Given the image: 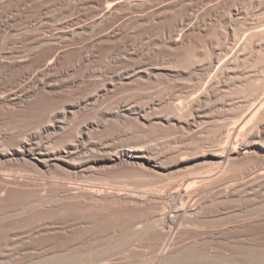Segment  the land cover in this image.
Returning a JSON list of instances; mask_svg holds the SVG:
<instances>
[{
	"label": "bare ground",
	"instance_id": "6f19581e",
	"mask_svg": "<svg viewBox=\"0 0 264 264\" xmlns=\"http://www.w3.org/2000/svg\"><path fill=\"white\" fill-rule=\"evenodd\" d=\"M30 1L40 2L39 5L36 4H42L40 9H43L50 0H0V12L7 10L12 4H26ZM55 3L53 1L54 5L57 4ZM73 3L71 6L80 7L78 9L86 8L85 13L81 11V14H86L87 10L88 13L83 19L70 16L74 19L70 22L66 18L68 22L56 30H61L58 37L66 36L69 40L80 34L92 36V41L82 46L85 48H75L72 45L78 41L73 43L72 40V45L70 42L63 45L58 42V46H52L50 42L52 47L49 45L47 48H0V210L7 208L5 200L12 199L13 193L26 192V195H14L15 198H21L16 202L22 213L30 210V214H36L31 211H46L48 208L51 211L52 207L67 203L88 211V219L91 217L90 211L99 210L103 215L106 214V218H114L116 211H120L118 216L123 214L120 217H127L126 226L131 229L126 228L125 233L135 229L136 233L142 234L136 231L140 227L136 226L132 215L143 214L147 221L155 222L159 211L164 209L170 199L191 196L190 201L176 209V218L183 208L192 213L200 210L203 214L201 209L207 200L216 201L219 197H229L244 188L246 191L251 185L264 184V160L261 163L255 161L257 166L255 163L254 167L252 164L243 165L232 172L236 168L234 162L233 168L232 165L230 168L234 175H228L232 161L240 159L244 162L247 160V153L254 156L259 153L256 149L264 151V0H74ZM61 4L60 6L63 5ZM69 4L62 9H71ZM33 5L32 7L37 6ZM53 9L50 10H56ZM52 11L51 15L56 13ZM47 12L44 15L46 18L50 15ZM37 13L39 12L33 15ZM53 17L51 18L57 16ZM146 26H150L151 30L159 26L160 29H157L163 31L158 34V37L162 34L164 37L156 44V48H105L111 44L115 47L125 44L124 41L132 35L129 32L131 28L147 29ZM151 30L149 28V32L147 29L143 33L148 34ZM134 36L136 38L135 34ZM140 36L141 34L138 37ZM148 36L150 37L149 34ZM53 37H42L39 42L52 41ZM156 37L157 34L154 38ZM83 38L85 37L82 36ZM116 53L118 55L114 56ZM111 60L114 63L111 64ZM102 62L110 64L104 65ZM163 83L165 84L159 88ZM148 87L150 91H147ZM134 90L136 95L129 93ZM136 90L141 93L137 94ZM119 129L125 130L121 132ZM177 129L183 133L181 136L177 132L181 137L174 135L175 140L172 135ZM117 130L118 135L121 132L128 136L129 131L134 132L133 135L137 137L135 141H139L138 137H142L144 133L147 141L144 139V142L142 137L141 143H116L112 133ZM167 132L174 139V147L170 146L172 150L168 148L165 153L173 151L179 155L178 150L184 151L191 146H196L199 151L200 148L209 149L205 146L212 147L211 144L217 147L213 151L209 149L207 153L199 152L202 155L195 152L194 157L189 154L186 156L190 150H186L184 155L183 151H179L181 156L168 163L166 157L169 153L162 152L165 157L159 152V148L168 143L165 141L171 140ZM162 133H167L169 139ZM160 138L165 140L159 141ZM249 147L254 149L247 150L246 159H238L241 149ZM176 155L171 154L169 159ZM201 163L202 166L204 163H209L210 166L217 163L218 167L214 169L217 172L209 171V174L172 182L171 190L174 189V195L167 196L165 190L157 188L140 191L108 188L111 184L120 183V179H125L128 170L141 171L137 173L138 176L141 173L142 176H152L149 178L151 181L153 177L163 178L191 166L193 171L197 168L193 166H201ZM121 171L127 172L122 175L119 174ZM92 175L96 177L94 180H101V183L91 181L94 183L78 185L71 182L73 179L89 178ZM97 175L101 177L98 178ZM118 175L122 178L120 176L118 179ZM93 176L90 178L93 179ZM129 178L126 177L127 180ZM219 178L224 180L212 185V180ZM210 181L212 182L209 183ZM191 187L194 189H190ZM27 193L31 196L28 197ZM24 196L29 199L22 200ZM15 204L8 205V209L14 205V209L10 210H16ZM65 206L60 207L63 212H67ZM207 207L204 209L207 210ZM69 208L80 212L72 205ZM101 212L98 214L101 215ZM137 213L140 214L136 215ZM192 215L189 214L190 218ZM262 216L253 218L249 223L243 220L249 225L254 223L252 229L245 230L257 228L259 232H264V225L258 224L264 220ZM82 219L84 221V217ZM119 221L126 222H122L121 218ZM84 222H87L86 217ZM69 223L41 224L29 230V236L40 238L41 235H48L53 240L54 236H62L63 233L59 235V232L74 229L71 231L74 233L75 229L79 230L76 222ZM255 223L258 224L256 227ZM246 224L240 226L246 227ZM230 226L228 224V228ZM222 227L225 229V225ZM223 228L220 229L222 234L220 230L218 232L222 236L229 233L223 234ZM172 230V227L166 230L163 225L156 228V234H152L158 238L156 252L160 256V264L175 253L171 251L174 241ZM179 232L178 229L175 235ZM53 233V237L49 236ZM68 233L66 237L76 235ZM147 236L148 234L146 238Z\"/></svg>",
	"mask_w": 264,
	"mask_h": 264
},
{
	"label": "rangeland",
	"instance_id": "374dc122",
	"mask_svg": "<svg viewBox=\"0 0 264 264\" xmlns=\"http://www.w3.org/2000/svg\"><path fill=\"white\" fill-rule=\"evenodd\" d=\"M51 1L52 0H50L49 2H51ZM53 1H54V3L56 2L57 4L55 3L56 5H54ZM53 1L50 3L51 5L49 4V2H48V5H44L45 8L42 7L43 9H40L41 8L40 6H43L42 4L40 6H38L40 4V2L30 1L29 3H26L27 5L25 3L12 4L11 6H13V7L9 6V8H8L9 10L7 9V10L1 11L2 14H0V15H2V16H0V48H17V49L40 48V47L41 48L42 47L47 48L49 45H50V47L55 46L56 44H57L56 46H58L60 43H62V45H63L66 43L69 44V42H70V45H72L71 44L72 41H74L73 43H76L78 41L77 44L72 45L75 48H85L82 46H85L87 43L91 42L93 39L92 36L87 37L86 35L84 36L83 34H80L79 35L80 37L76 36L74 39L70 38V40H72V41H70L69 38L66 36L58 37V34L61 32V30H59V29L56 30V28H58V27L60 28L63 25H65V23L68 22V20L66 21V18L69 19V22L71 20L77 19L78 17H81V19H83L84 15H86L88 13V10H87L86 14H84L85 13L84 11H86V8L82 7L81 9H78L80 7H76L75 5H74L75 7H73V5L71 6V4L73 3L74 0L72 2H71V0H69L70 2H67V0H58V1L53 0ZM64 3H65V5H64ZM68 3H70L69 5L71 7L69 5L67 7H70L72 10L69 8H68L69 9L68 11H67V9H65V10L62 9V8H64L63 6H66V4H68ZM33 4L37 5L38 7L34 6ZM46 4H47V2H46ZM60 4L62 6H60ZM32 5L34 7L39 8V9L32 7ZM10 7H11V9H10ZM28 7H29V9H26ZM51 7L57 10L56 11L53 9L56 13L54 11L50 10V9H52ZM59 7L62 9V11L64 10L65 12H62V11L59 12V10H60ZM67 7H65V8H67ZM18 8L20 10H18ZM24 8L26 9L25 11L23 10ZM30 8H32V10ZM5 11H6V14H5ZM42 11H43V13H42ZM47 11H49V12H47ZM51 11L55 14L51 15V13H50ZM81 11H83L84 13L82 12V14H81ZM34 12L35 13L39 12V13H37L38 16H36L37 14L34 16L33 15V14H35ZM46 12L48 14L50 13V15H49L50 17L48 15H47L48 18L45 17ZM57 12H59V13H57ZM30 16L32 18H30ZM53 16L54 17L57 16V17L54 18ZM70 16H71V18H73L72 16H75V17H74V19H71ZM51 17H53L55 20L52 19ZM40 18H42V19L40 20ZM63 19H65L64 22H63ZM61 21H62V23L59 24L58 22H61ZM49 22L52 24H49ZM53 22H54V24H53ZM48 25H49V27H48ZM54 25H55V27H54ZM52 27H53V29H52ZM146 28L148 29V32H149V28L151 30L150 26H146ZM157 28L160 29L159 26ZM157 28L154 27L153 29H157ZM147 29H144V27H142V29L141 28L138 29V27L137 28L136 27L131 28L129 32H130V35L131 34L132 35L128 37L129 39L127 38L128 40L126 39L124 41L126 45L124 43L123 44L116 43V44H119L120 46L116 45V47H115L114 44H111L110 47L108 45V46H105V48H137V47L138 48H140V47L141 48H150V47L153 48L152 46H155V48H156V46H157L156 44H158L160 42V39L162 37H164L163 34L160 35V37H158L159 36L158 34L162 33L163 31L161 32V30L157 29L156 30L157 32H156L155 30L152 29L151 32L148 33L150 35V37H149L147 32L145 34L143 33V31L144 30L147 31ZM152 31H154V32H152ZM139 33L141 34V36H143V38L141 36H140V38L138 37L140 35ZM142 33H143V35H142ZM153 33H155V34L153 35ZM134 34L136 35L137 39L135 38ZM156 34H157V37L154 38V36H156ZM81 35L85 38L82 39ZM42 37H46V38L53 37V39H52V41L50 40L49 42L46 41L45 43L44 42L40 43L39 41ZM78 37H79V39H78ZM65 38H67L66 40L68 42L65 40ZM50 42H51L52 46H51ZM58 42H59V44H58ZM115 55H118V54L116 53V54H114V56ZM110 63L112 64L114 62L111 60ZM110 63L109 62H106V63L102 62V64H104V65L110 64ZM164 84L165 83H163L161 85L159 84L160 86H158V87L160 88ZM158 87L156 86L155 88H158ZM151 88H152V86H151ZM155 88H153V90H155ZM149 89H150V87L147 88V91ZM129 91H132V90H129ZM136 91H137V94L141 93L140 90H139L140 93H138V90H136ZM143 92H144V90H143ZM129 93H133L136 95L135 90L133 92H129ZM122 129H119V130L121 132H123L125 129L124 130H122ZM158 131H156V132H158ZM174 131H176V130H174ZM115 132L112 133V134H114L113 139L116 143H119V144L120 143L121 144L122 143H131V142L132 143H136V142L139 143L142 140L140 138L143 137V140L145 139L143 136L144 133L143 134L140 133V134H142V137H140L141 136L140 135L138 137L139 141H137V140L135 141L134 139L137 137L134 136L135 135L134 132L132 133L129 131L128 136L125 134H122L121 132L118 135V130L116 132L117 135ZM156 132H154V133H156ZM171 132L172 131H170V133ZM177 132L180 134L183 133L177 129L175 134L173 133V135H172V137H174L175 140H176V138L174 135H176V136L178 135L177 138L178 137L180 138L182 136V134L180 136V134H178ZM167 133H169V132H167ZM167 133H165L166 136L163 133L162 134L165 136V138L169 139V137H167V135H168ZM170 133L168 136H170V138H171L172 133L171 134ZM121 134H122V137H121ZM111 135H110V137H112ZM131 135H133V137ZM150 135H152V134H150ZM129 136H131V137L127 138ZM162 138H163V136H162ZM165 138L164 139L160 138L159 141L165 140ZM174 139L172 140V138H171V140L169 139V140L165 141V142H168L170 145H167L168 144L167 143L166 144L167 147H165L166 145L163 147H160L159 152H161V154H163V153H165V150H167L168 148L171 151L172 147H170V146L174 147ZM145 140L147 141V139H145ZM145 140H144V142H145ZM211 145H212V147L211 146L209 147V145H207V146H205V148L208 147L209 149H211L213 151L214 150L213 148L217 147L215 144H211ZM213 145H215V146H213ZM191 147L193 148V150H191L192 149ZM191 147L189 149H185L184 151L178 150L179 155H176L177 152L172 151V153L166 152V153H169L167 155L168 157H166L164 154H163V156L168 158V163H169V161L171 163L175 160L174 158H176L177 156H181L179 151H181V153L183 151V155H184V152H187L186 150H190L189 152L186 153L187 154L186 156L190 155V157L196 156L197 153H198V155H202L203 153L209 152L208 151L209 149L204 150V148H200L201 151H199L198 148L197 149L195 148L196 146H191ZM251 149H254V148L249 147V148L241 149L237 158L238 159L239 158L244 159L246 156V153L248 152L247 150L251 151ZM195 150H197L198 152ZM256 150L259 152L258 154H260V155L254 154V156H253L252 154L247 153V156H248V157L246 156L247 160H245L243 162L242 160L239 159V161L242 162V165H241V162H239L237 160L232 161L233 163L232 162H231L232 164L230 163L229 171H230L231 165L233 168V165L235 164L234 162H236V164H235L236 168H233V170L231 169L232 172H235L236 171L235 169L242 168L241 166H243V165L247 166V165L252 164L254 167V165L257 163L255 161H259V163H261L260 161L264 160V151L260 150V149H256ZM195 152H196V154H194ZM199 152L202 154H200ZM171 154L176 155L175 157L173 156V159H171L172 161L169 159L170 157H172ZM252 156H253V159H251ZM249 157H250V159H248ZM254 157L256 160L254 159ZM257 158H260V160H258ZM166 163H167V160H166ZM204 164L205 165H203V166H202V163L200 164L201 166H199V164L194 165L193 168H195V166L197 168H195L193 171H192V166H191L189 168L182 169L179 172L175 171L176 173L173 172L172 174L164 176L163 178L159 177V179H158V177H157L155 179V177H153V180H151V181L149 180V178L150 177L152 178V176L149 177L148 175L146 176L145 174H143L144 176H142V173L140 176H138L139 174L137 175V173H140L141 171L135 172V170H133L134 171L133 172L131 170H128V173H126L127 171H125V172L123 171L124 173L121 171L119 174L122 173V175L123 174L125 175V173H126L128 176L127 175H125V176L130 177L129 180H127L128 178L126 179V177L124 179V178H122L121 175H118L119 176L118 179H120V176H121V178L123 180L120 179L119 180L120 183L119 182H117L116 184L114 183L115 185L111 184L108 186V188L112 189V188L116 187V188H120L123 190L127 189V188H131L135 191H140V190H144V189L146 190L149 188H157V189H163V191L165 190L164 192H166V195L170 196V195H174V193H175L174 189L171 190L172 182H182V180L184 181L186 177L187 178L188 177L194 178L195 176L200 175V174L201 175L209 174L208 173L209 171H211L210 173L217 172L216 170H214L215 168L217 169V167H218V166H216V165H218L217 163L216 164L214 163L215 165L211 164L212 166H210L209 163H204ZM255 166H257V164ZM187 170H190L191 172L187 171ZM230 172L228 173V175L233 176L234 173H232V172L230 173ZM129 174H131V175H129ZM98 175H101V174L99 173ZM92 176H90V177H92ZM90 177L89 178L83 177L84 179L79 177L80 179L79 178H77V180L73 179L71 182L78 184V185H87V184L94 183L95 181H96L95 183H97V182L101 183V180H97V179L94 180L96 178L95 176H93L94 177L93 179ZM100 177L101 176H98V178H100ZM118 179L116 178V181H118ZM124 180L128 184L127 183L124 184L125 183ZM222 180H224V178L223 179L222 178L214 179V180H212L213 182L210 181L209 183L212 182V185H216V184H219ZM91 181H94V182H91ZM150 182H152L153 184ZM255 185H254L255 187L253 185H251V186L246 188V191L248 193L245 191V188H244V189H242L244 191L241 190V191H239V192H237L234 195H231L229 197H219L216 199V201L214 200L212 202H211V200H207L205 202L206 204H204L203 208L201 209V210H203L202 212H204L203 214L200 212V210L198 212L192 213L191 211H186V209L183 208V210L181 211V213L179 215V216H181V218L179 216H177V218H176V216H175L176 209H178V207L179 208L183 207V203L191 200V196H188V197H185L184 199H170L167 202L164 209L159 211L158 217L154 220L155 222L147 221L146 217L140 213L136 214V215L140 214L139 216L132 215L135 218L134 223H136L137 227H140L139 230H136V231H140L142 234L136 233L135 229L130 231V232L128 231L129 232L128 234L125 233V231H127L126 228L129 229V227L126 226L127 217L124 216L125 218L124 217L122 218V217H120L121 214L118 216V213L120 212V211H118V212L116 211L118 209L114 210V212L116 211V215H115L116 217H114V218L110 215H109L110 217L107 216V218H106V214H104L105 215L104 216L103 213L98 210L99 212H101V215H103V216H101L100 214H98L99 212L95 210V212L90 211L91 213L93 212L92 213L93 215H91V213H90V216L94 217V218L92 219L90 217L91 219L90 218L88 219V216H89L87 214L88 211H84V210H82V208L79 209L78 206L75 207L73 204L67 203V204H69L68 206H65L67 204H62L61 206H60V204H58L57 207L56 206L52 207L55 209L51 208V211L49 208L47 210L44 209L47 211V213H46V211H42L43 209H34V211L32 210L31 213L36 212V214L35 213L30 214V210H29L26 212L27 215L25 216L24 215L25 212L22 213V211L21 210L19 211V209L17 207V206H19V204L17 205L16 201L21 200V198H19V197L15 198L14 195L16 193L12 192L13 198L12 199L7 198V200H5L6 202L9 201V202H7L8 204L5 202V205H7V208L3 207L0 210V216H1L0 217V264H160L159 263L160 262V260H159L160 256L156 252V248H157V244H158V242H157L158 238L156 239L157 236L155 235L156 236L155 237L152 234H156L155 233L156 228H159V226L162 227L163 225H165L166 230H168L169 227H172V229H173L172 230L173 231V234H172L173 238L172 239L174 241H172V245H173L172 247L173 248L171 249V251H173L175 253L177 252L176 254L174 253L173 256H170L171 258L169 257L164 262H162L163 264H177V262H178V264H181L182 262L186 263V264H192V262H193V264H264V258H263L264 257V232H259L257 228H256L257 230L254 228H253L254 230H250V229H252V227H254V223H250V225L246 224L248 221L252 222L253 218H255V217H259V216L261 217L263 215L262 213H264V188H263L264 184H262L260 186H259V184L258 185L255 184ZM186 186H188V184ZM197 186H198V184H197ZM261 186H263V187H261ZM193 187H191L190 189H192ZM242 192H243V194H242ZM25 193L26 192H23V193L21 192V194H25ZM244 193H245V195H244ZM17 194L15 196H17ZM21 194H18V196ZM201 195H203V194H201ZM30 196L31 195H29L28 197H30ZM28 197L24 196L22 200H24V199L28 200L29 199ZM197 198H199V197H197ZM17 199H19V200H17ZM26 200H24V201H26ZM21 202H23V201H21ZM223 202H226L225 204L228 203V205H225ZM219 203H222L223 205L219 204ZM10 204L11 205L15 204L17 207V208H15L16 210L13 211V209L15 207L14 205H13V207L10 206V208H13V209H11V210H10V208L8 209V205H10ZM63 205L65 206L64 209H66V207H67V212H63L64 211L62 209ZM70 205H72L74 208L78 209L80 212H77V211L74 212L73 211L74 209H72V208H69L72 210L68 211L69 210L68 207ZM207 205H208V207H207ZM218 205H220V206H218ZM60 207H62V208H60ZM206 207H207L208 211L206 209H204ZM37 210L40 211L41 213L38 212ZM52 210H53V212H52ZM55 210H57L58 212H55ZM89 210H91V209H89ZM48 211H50V212L48 213ZM59 211H61V212H59ZM112 212L110 214H112ZM42 213H44V214H42ZM95 213H97V214H95ZM104 213H106V212H104ZM197 213L198 214L200 213L201 216L198 215ZM21 214H23V215H21ZM114 214H112V215L114 216ZM189 214L190 215L194 214V215H192L191 216L192 218H190ZM195 214H196V218H194ZM204 214L207 216H204ZM259 214H262V215H259ZM86 215H88V216H86ZM197 215L200 216V218ZM257 215H259V216H257ZM121 216H123V214ZM141 216H143L145 218L146 222L144 221V218L143 219L141 218ZM83 217H84V221H85V217L87 218V222L82 221ZM119 217L121 218L122 222H123V220L126 222L121 223L119 221L120 220ZM133 217H131V218L134 221ZM250 217H252V218L248 219ZM95 218H97V220ZM115 218H119V219L115 220ZM111 219L115 220L117 222L112 221ZM92 220H96V221L92 222ZM176 220L178 223L176 222ZM243 220L246 221V223L243 222ZM235 221L237 224L235 223ZM69 222H76L77 229H79V230L82 229L83 231L80 230V232L77 233V231H79V230L75 229V231H76V232L74 231V233H76L75 236L70 234L73 232L74 229L71 230L72 232L67 231V232H59L60 234L55 233V235L56 234L61 235V233H63L62 236L59 237L60 239L58 237L56 238L54 236V233L49 234V236H51V237L54 236L53 237L54 239L52 238L53 240L48 238V235L47 236L41 235L42 237L39 236L40 238H38V236L37 237L29 236L28 231L37 228L41 224H53V223H55V224L60 223L61 224V223H63L62 225H64L65 223L68 224ZM186 222H188V223H186ZM116 223H121V224L118 225ZM189 223H191V224H189ZM226 223L231 225L229 228L233 229L232 232H230V230L228 228V224L226 227ZM239 223L243 224L244 226L246 224V227L241 225L242 226V229H241V226ZM73 224H75V223H73ZM157 224L159 226H157ZM232 224L234 225L235 228L233 227ZM256 224L257 223H255V227H256ZM258 224L264 225V220L259 221ZM69 225H71V224L69 223ZM198 225H200V226H198ZM222 225L223 226L225 225V229L226 228L227 229L225 230L222 227ZM238 225L240 227H238ZM260 225H259V228H260ZM124 226H126V227H124ZM176 226L178 227V229L180 231L179 234H177V236L175 235L176 233H178V229ZM179 226L182 230L179 228ZM247 226H249V227H247ZM221 228H223V230H222L223 234H224V232L227 233L228 231H229V233L225 234L226 236L225 235L222 236L221 235L222 232L220 230ZM238 228L241 230H239ZM248 228H250V229L245 230ZM129 230H131V229H129ZM219 230H220L221 234L218 233ZM67 233H68V235L70 234V237L67 236L68 238L66 237ZM74 233H72V234H74ZM123 233L126 235H123ZM147 234H148V236L146 238ZM216 234H218V235H216ZM63 235L66 238H63L64 237ZM43 236L47 237V238H43ZM119 236H121L122 238H119ZM174 236H175V239H174ZM143 238H145V239H143ZM190 248H191V250H190ZM79 250H81V251H79ZM105 252H107V253H105ZM209 257L210 258L212 257V258L210 259ZM213 257H215V258H213ZM180 261H181V263H179Z\"/></svg>",
	"mask_w": 264,
	"mask_h": 264
}]
</instances>
